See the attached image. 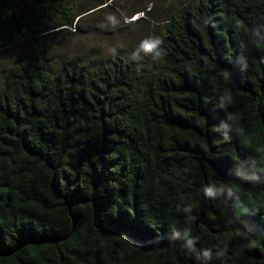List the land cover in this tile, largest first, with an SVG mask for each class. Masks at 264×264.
<instances>
[{"label": "trees", "instance_id": "obj_1", "mask_svg": "<svg viewBox=\"0 0 264 264\" xmlns=\"http://www.w3.org/2000/svg\"><path fill=\"white\" fill-rule=\"evenodd\" d=\"M100 5L0 0V54L32 46L0 84V264H264V0L53 69L46 36Z\"/></svg>", "mask_w": 264, "mask_h": 264}, {"label": "rangeland", "instance_id": "obj_2", "mask_svg": "<svg viewBox=\"0 0 264 264\" xmlns=\"http://www.w3.org/2000/svg\"><path fill=\"white\" fill-rule=\"evenodd\" d=\"M188 1L69 0L70 6L76 11L89 9L95 4L101 5L79 20V25L46 36L47 55L52 58V68L74 54L92 62L100 58H113L117 54L144 58L147 54L142 50L137 54L140 42L164 33L168 19ZM109 15L116 16L117 24L108 22ZM31 48L30 44L23 43L0 54V84L4 73Z\"/></svg>", "mask_w": 264, "mask_h": 264}, {"label": "clouds", "instance_id": "obj_3", "mask_svg": "<svg viewBox=\"0 0 264 264\" xmlns=\"http://www.w3.org/2000/svg\"><path fill=\"white\" fill-rule=\"evenodd\" d=\"M107 20L112 25H115L118 22L115 15H109L107 17ZM162 43H163V41L159 37L146 38L140 42L139 49L137 50V54H138L139 50H142L145 54L155 53V55L153 56L154 59L160 58L164 54L163 49H161V47H160ZM204 194L206 197H210L213 195L211 189H206ZM190 243H191V241H190ZM204 255L210 257L211 250L210 249L204 250Z\"/></svg>", "mask_w": 264, "mask_h": 264}]
</instances>
